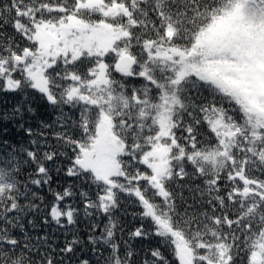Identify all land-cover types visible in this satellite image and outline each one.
Masks as SVG:
<instances>
[{"label":"snow or ice","instance_id":"snow-or-ice-1","mask_svg":"<svg viewBox=\"0 0 264 264\" xmlns=\"http://www.w3.org/2000/svg\"><path fill=\"white\" fill-rule=\"evenodd\" d=\"M9 93L0 264H264V0H0Z\"/></svg>","mask_w":264,"mask_h":264},{"label":"trees","instance_id":"trees-1","mask_svg":"<svg viewBox=\"0 0 264 264\" xmlns=\"http://www.w3.org/2000/svg\"><path fill=\"white\" fill-rule=\"evenodd\" d=\"M18 99H19L18 96H15V95L10 94V93L7 94V95L0 94V110L11 108L12 104H14ZM4 101H7V103H4ZM41 111H43V109H41ZM33 124L35 125V121H33ZM4 126H5L4 123H0V128H2ZM6 126L8 127L9 132H8V135L6 137H4L5 139H10L11 141L16 143L17 145H21V144H26L27 143V137H25L23 135V133L18 132L16 127L13 124L9 123ZM61 183H63V181H61ZM132 211H133V208L131 206H129L128 207L129 215L124 217L126 223H128V225H129V227H131L134 224L138 223L137 221H133V218L130 215V213ZM80 229H81V235H85L84 225L83 224L80 225ZM61 239H63V237H61Z\"/></svg>","mask_w":264,"mask_h":264}]
</instances>
